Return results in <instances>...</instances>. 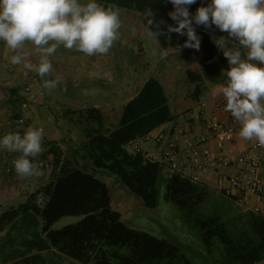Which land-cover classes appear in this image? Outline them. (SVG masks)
I'll use <instances>...</instances> for the list:
<instances>
[{
	"label": "trees",
	"instance_id": "obj_1",
	"mask_svg": "<svg viewBox=\"0 0 264 264\" xmlns=\"http://www.w3.org/2000/svg\"><path fill=\"white\" fill-rule=\"evenodd\" d=\"M96 2L105 7L115 5L119 11L138 13L149 32L148 20L152 17L147 12L150 9L157 20L174 25L168 16L174 10L169 0ZM201 4L207 6L203 0L188 6L190 13L195 15ZM194 27L201 39L204 57L200 70H187L186 78L190 85L189 97L200 102L213 87L226 83L221 70L229 68L228 60L213 44L212 37L228 38V33L220 32L215 25L211 30ZM164 32L166 35L155 36L161 47L183 49L186 35L167 33L166 27ZM64 116L82 132L84 140L80 148L64 151L59 143L50 144L47 153L53 155V161L49 166V181L31 193L24 203L0 213V232L12 228L22 218L42 217L44 221L43 236L26 240L29 250L20 253L23 260L19 263L47 264L44 253L54 252L83 264H192L169 240L130 227L114 210L111 188L96 175L98 171L118 177L125 189L149 209L159 205V186L164 177L165 199L185 209L199 228L210 264H257L264 260L263 212L236 207V197L218 192L225 200L226 211L205 215L200 207L211 194L207 185L178 172H166L163 163L144 151L129 149V143L150 136L174 119L168 95L158 78L151 76L146 80L124 106L115 128H106L107 118L98 107L66 110ZM67 215H85V218L53 230L52 225Z\"/></svg>",
	"mask_w": 264,
	"mask_h": 264
},
{
	"label": "crops",
	"instance_id": "obj_2",
	"mask_svg": "<svg viewBox=\"0 0 264 264\" xmlns=\"http://www.w3.org/2000/svg\"><path fill=\"white\" fill-rule=\"evenodd\" d=\"M203 1L207 5L211 3V0ZM79 2L87 4L89 0H79ZM122 12L128 11L120 10L119 12L120 22L122 21L123 25V28L118 30L121 39L118 42L120 47L112 46L107 54L88 56L76 48L67 49L60 45L57 51L49 57L53 68L44 77L35 71L26 69L23 62L19 65L11 63V58L14 55L23 54L26 57V62L37 64L40 56L34 44L26 42L22 50L14 52L7 47L3 40H0V139L10 132L23 135L29 127L43 128V150L34 158V162L39 164L40 171L43 173L40 176L29 178L18 176L13 162L19 158L21 153L0 148V213L10 207L24 203L31 193L39 190L49 181L50 165L48 167L41 166V162L48 158L47 151L50 144L59 143L64 151L80 148L84 136L78 127L65 118L66 110L98 107L104 111L107 118L106 128H115L119 123L124 106L138 93L151 76L158 78L164 86L174 113V119L155 129L150 136L129 143V149L139 148L149 157L163 163L164 171L170 173L167 143L158 142L157 137L160 134L171 137L175 128L188 126L192 122L198 126L195 136L204 132L202 120L195 117L198 113L199 102H195L189 97L190 85L186 78L187 70H200L204 57L203 50L197 51L192 48L168 49L167 56L162 57L161 53L166 48L161 47L155 37H151L149 44L151 42L150 47L153 48L155 57L151 60L148 59L147 55L145 56L144 47L138 45L137 56L133 54L134 57L129 60L127 54L130 53L126 50L129 47L126 39L128 35L133 34L140 37L138 34H143L149 36L147 38H150V35L149 31L143 27L141 16L138 13L129 12L130 15H125ZM134 62L135 65L133 66ZM128 64H131V67H128ZM129 68L135 72L133 76L126 74V70L129 71ZM99 76L104 78L103 82L93 80L94 77ZM45 80H55L58 81V84L54 89L49 90L43 86ZM104 83L115 85L116 89L108 94L97 93L96 91L93 95L89 92V87L94 85L100 87ZM27 87H30L29 94L26 92ZM30 94L35 96L34 101H30ZM214 95H218V98L224 97L216 86L210 90L208 96L201 100L208 103V117L214 110ZM27 101H29L28 107L23 109V103ZM20 117L25 119L24 124L18 123ZM246 145V140L238 134L236 145L229 148L232 158H236L238 152ZM186 148V143L179 141L176 157L181 162L186 160ZM237 172V165L222 167L220 173L203 171L200 173V181L218 193L217 188L221 178ZM100 173L98 171L96 175L102 179L99 176ZM111 185L109 187L113 197L114 187ZM238 204L240 208L248 209L242 204ZM251 205L263 207L262 201L257 197H253ZM15 226L18 227L19 224L17 223ZM7 230L8 228L0 232V241ZM57 258L59 259V257ZM22 260L23 257H0V264H16ZM257 264H264V260Z\"/></svg>",
	"mask_w": 264,
	"mask_h": 264
},
{
	"label": "clouds",
	"instance_id": "obj_3",
	"mask_svg": "<svg viewBox=\"0 0 264 264\" xmlns=\"http://www.w3.org/2000/svg\"><path fill=\"white\" fill-rule=\"evenodd\" d=\"M169 2L174 10L168 16L175 26L163 19L157 20L150 9L147 12L152 17L148 20L149 35H166V27L167 33L187 36L183 48L199 51L201 39L194 25L207 30L215 25L220 32L228 33V38L212 37L229 65L227 70H221L226 83L218 86V90L227 101L226 111L242 126L239 136L245 140L255 138L264 147V0H211L207 6L201 4L195 15L188 6L197 0ZM120 27L119 9L115 5L105 7L96 0H89L87 4L79 0H0V40L14 52L31 42L40 56L39 62L33 64L26 62L25 55L17 54L11 63L23 62L26 69L41 77L52 71L49 57L58 46L76 48L88 56L107 54L119 37ZM229 38L238 43H232ZM175 49L180 50V46ZM167 54L168 49L161 53L162 57ZM57 84L58 81L45 80L43 86L51 90ZM42 133V129L29 127L23 135L10 132L0 139V148L21 153L13 162L18 176L29 178L43 174L34 162L43 150Z\"/></svg>",
	"mask_w": 264,
	"mask_h": 264
},
{
	"label": "rangeland",
	"instance_id": "obj_4",
	"mask_svg": "<svg viewBox=\"0 0 264 264\" xmlns=\"http://www.w3.org/2000/svg\"><path fill=\"white\" fill-rule=\"evenodd\" d=\"M122 13H125V15H130L129 12ZM121 27L123 28L122 21ZM121 27L119 30H121ZM138 35L140 37L130 34L126 38L129 44V47H127L126 50L130 53L127 54V58L130 60L134 57V55L137 56V48L139 45L144 47L145 56L147 55L148 59L150 58V60L153 59L155 56L152 51L153 48L150 47L151 42L149 44V40L151 37L154 38L155 36L150 35V38H147L149 36H144L143 34ZM120 41L121 39L119 36L118 41H114L113 46L120 47L118 45V42ZM127 52L125 51V54ZM134 65L135 62L133 66ZM128 67H131V64H128ZM134 73L135 72L131 71V69L129 71L126 70V74L128 76H133ZM93 80L96 82H103L104 78L99 76L94 77ZM114 89H116L115 85L104 83L100 85V87H96L95 85L89 87L88 90L90 93L95 95L96 91L97 93L108 94ZM100 172L101 173L99 176L102 178V180H104L106 183L108 182L109 185L112 184L111 186L114 187V194L112 197V206L114 210L122 215L123 220L130 227L139 231L148 232L156 237L169 240L179 248L181 253L185 254L190 259L192 264H210V256L207 254V251L201 241L199 228L194 224L185 209L180 208L179 206L168 202L165 199L167 187L164 177L161 180L159 186V205L155 209H149L144 206L140 198L128 193L124 189L118 177L104 171ZM210 191L211 194L209 198L201 205L200 211L205 215L224 213L226 211V209L223 207L225 200L217 195L214 189L210 188ZM235 206L240 207L238 203H235ZM84 218L85 215L63 216L52 225V229H62L65 226L79 223ZM18 224V227L15 225H13L12 228L9 227V229L5 232L3 239L0 241L1 258L19 257L21 252L29 250L26 243L27 239L38 240L41 236H43L42 229L44 226V221L42 217H37L36 219L22 218L18 221ZM33 253H36V251ZM44 256L48 257L47 264H83L66 255L56 254L54 252H46L44 253ZM57 257H59V259ZM18 264L26 263L21 262Z\"/></svg>",
	"mask_w": 264,
	"mask_h": 264
},
{
	"label": "built area",
	"instance_id": "obj_5",
	"mask_svg": "<svg viewBox=\"0 0 264 264\" xmlns=\"http://www.w3.org/2000/svg\"><path fill=\"white\" fill-rule=\"evenodd\" d=\"M30 93V87L26 88ZM30 101L35 96L29 95ZM215 106L210 117L207 116L208 103L199 102L198 113L195 117L202 120L204 132L195 136L197 124L177 127L171 137L160 134L158 142L167 143L169 149L170 172H178L190 177L194 181H200V173L203 171H221L222 167L238 166V172L221 178L218 192L234 196L237 202L246 208L264 213V147L260 146L257 139L246 140V147L240 150L236 158H232L230 147L236 145L237 135L241 130V124L230 112L226 111V99L214 95ZM29 101L23 103V109L28 107ZM264 103V101H262ZM19 124H24L25 119H18ZM37 129H42L39 127ZM222 133H229L222 135ZM179 141L186 143V160L177 159ZM214 143V146H213ZM53 161V155L41 162V166L48 167ZM253 197H257L263 203L261 206H252Z\"/></svg>",
	"mask_w": 264,
	"mask_h": 264
}]
</instances>
